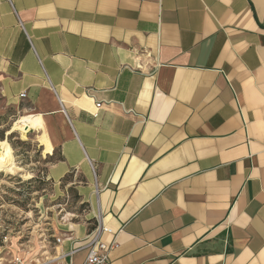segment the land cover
<instances>
[{"label":"crops","instance_id":"1","mask_svg":"<svg viewBox=\"0 0 264 264\" xmlns=\"http://www.w3.org/2000/svg\"><path fill=\"white\" fill-rule=\"evenodd\" d=\"M0 95L111 230L107 264H264V0H0Z\"/></svg>","mask_w":264,"mask_h":264},{"label":"rangeland","instance_id":"2","mask_svg":"<svg viewBox=\"0 0 264 264\" xmlns=\"http://www.w3.org/2000/svg\"><path fill=\"white\" fill-rule=\"evenodd\" d=\"M27 114L21 105L0 95V141L8 143L13 164L20 169L15 175L0 170V264L15 258L26 264L54 263L58 260L54 247L60 244L62 231L72 223L85 224L89 230L96 225L88 204L78 197L75 175L59 183L50 181L57 155L35 139V126L26 134L16 130L7 134Z\"/></svg>","mask_w":264,"mask_h":264},{"label":"built area","instance_id":"3","mask_svg":"<svg viewBox=\"0 0 264 264\" xmlns=\"http://www.w3.org/2000/svg\"><path fill=\"white\" fill-rule=\"evenodd\" d=\"M140 68V66H138ZM25 94L20 95V99H24ZM101 104H96L95 108L98 110ZM97 196V188L94 189ZM96 225L91 231L90 239L87 244V254L82 264H107L108 254L117 247V242L105 243L101 240V235L104 233H111V230L102 224L99 214L95 215ZM10 264H26L19 258H15Z\"/></svg>","mask_w":264,"mask_h":264},{"label":"bare ground","instance_id":"4","mask_svg":"<svg viewBox=\"0 0 264 264\" xmlns=\"http://www.w3.org/2000/svg\"><path fill=\"white\" fill-rule=\"evenodd\" d=\"M36 123V126H35ZM35 126L36 136L35 139L39 140L43 143L42 133L43 127L41 121L39 120L38 116L33 114H27L20 116L13 125V129L8 131L9 134L12 131H19L22 134H26L30 132L31 127ZM19 133V134H20ZM47 152H49V148L45 146L44 148ZM0 170H4L8 175H15L16 172L20 171L12 161V155L6 141H0ZM58 259V258H57Z\"/></svg>","mask_w":264,"mask_h":264},{"label":"trees","instance_id":"5","mask_svg":"<svg viewBox=\"0 0 264 264\" xmlns=\"http://www.w3.org/2000/svg\"><path fill=\"white\" fill-rule=\"evenodd\" d=\"M67 177H65L62 181L66 180ZM79 197V196H78Z\"/></svg>","mask_w":264,"mask_h":264}]
</instances>
